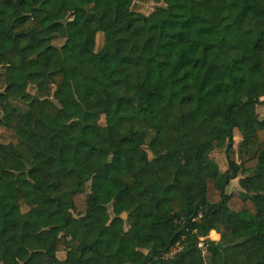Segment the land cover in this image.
I'll return each mask as SVG.
<instances>
[{"label": "trees", "instance_id": "obj_1", "mask_svg": "<svg viewBox=\"0 0 264 264\" xmlns=\"http://www.w3.org/2000/svg\"><path fill=\"white\" fill-rule=\"evenodd\" d=\"M0 68V264H264V0H0Z\"/></svg>", "mask_w": 264, "mask_h": 264}, {"label": "rangeland", "instance_id": "obj_2", "mask_svg": "<svg viewBox=\"0 0 264 264\" xmlns=\"http://www.w3.org/2000/svg\"><path fill=\"white\" fill-rule=\"evenodd\" d=\"M155 5L154 4H148V5H134L133 6V10L134 11H139L142 12L144 14H149L150 12H152L155 9ZM189 11L190 8H188ZM64 42V39L60 38L59 36L55 37L53 40V44L55 46H61ZM103 45V36L102 34H98L96 37V49L99 50ZM1 71V68H0ZM26 79L29 82V92L30 93H34L35 88L40 84V81L38 79H36L35 77H33L30 74L26 75ZM149 83V75L147 74V76L145 77L143 84L144 86H147ZM68 88H70V85L68 84ZM261 99L264 100V94H261ZM251 113H252V117L254 119H264V105H257L251 108ZM2 117V111L0 109V118ZM165 121L168 123H176L178 120L176 117H172L169 116L167 118H165ZM99 127H98V131L101 134V136L105 139H110L112 137L110 130L105 126V121L104 118H101L99 121ZM241 137L238 133V131L234 132V139H233V145L235 150L237 149V145L240 142ZM0 142L7 144V143H17L18 139L15 136V134L13 133L12 130L5 128L3 126H0ZM210 157L216 161V163L218 164L219 168L224 171L227 169V162H226V158H225V154L223 150H215L210 154ZM234 159L237 160V156H234ZM154 165L157 168L161 167V162L159 159L155 158L150 152L149 150L144 147V149L140 150L138 152V164H137V169L139 172H142L143 170L146 169V167L148 165ZM20 163L19 162H7L5 163V166L12 170V171H17L19 168ZM241 176H239L236 179H233L230 182V185L227 187V192L228 193H232V194H238L241 189L239 187L238 181L240 179ZM87 190L89 191V184H87ZM28 210V207H22V211L26 212ZM233 210V211H232ZM235 211H237V204L233 205L230 208H226V207H222L219 209H216L214 211H212L211 213V220L214 222H227L229 224H231L234 227H237L240 225L241 221H242V216L237 214ZM96 212L99 215H110L111 214V207L107 206L101 209L96 210ZM125 217V215H124ZM55 227L57 229L61 228L62 223L61 222H56ZM125 229H129L128 224L125 225ZM209 237L213 240H219L220 236L215 233V232H210ZM206 254V253H205ZM64 255L60 254V257H62ZM207 256V255H206Z\"/></svg>", "mask_w": 264, "mask_h": 264}, {"label": "built area", "instance_id": "obj_3", "mask_svg": "<svg viewBox=\"0 0 264 264\" xmlns=\"http://www.w3.org/2000/svg\"><path fill=\"white\" fill-rule=\"evenodd\" d=\"M212 232V231H211ZM215 232V231H213ZM216 233V232H215ZM200 247H202V243L199 244ZM178 248H175L173 250H171V252L167 255V256H172L176 251H177Z\"/></svg>", "mask_w": 264, "mask_h": 264}, {"label": "crops", "instance_id": "obj_4", "mask_svg": "<svg viewBox=\"0 0 264 264\" xmlns=\"http://www.w3.org/2000/svg\"><path fill=\"white\" fill-rule=\"evenodd\" d=\"M236 131V130H235Z\"/></svg>", "mask_w": 264, "mask_h": 264}]
</instances>
